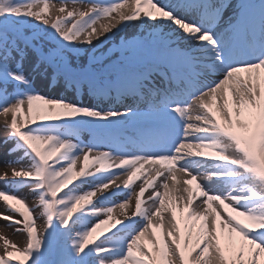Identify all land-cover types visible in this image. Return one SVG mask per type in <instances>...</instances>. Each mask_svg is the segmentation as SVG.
Listing matches in <instances>:
<instances>
[{"label": "snow or ice", "instance_id": "obj_1", "mask_svg": "<svg viewBox=\"0 0 264 264\" xmlns=\"http://www.w3.org/2000/svg\"><path fill=\"white\" fill-rule=\"evenodd\" d=\"M0 130V264H264V0H0Z\"/></svg>", "mask_w": 264, "mask_h": 264}, {"label": "rangeland", "instance_id": "obj_2", "mask_svg": "<svg viewBox=\"0 0 264 264\" xmlns=\"http://www.w3.org/2000/svg\"><path fill=\"white\" fill-rule=\"evenodd\" d=\"M24 71L26 75L33 77L36 81L38 80L44 81L45 86L40 87V89L42 90V93L45 95L52 96L51 94L48 93L49 91L54 92L55 95H58L57 92L54 90L56 89L58 85L59 87H61V89H63L62 81L58 82L57 79L54 77V75L43 67L37 68L34 63H31L30 61H26L24 64ZM70 95L71 97L73 96L74 100L76 99L75 94L71 90H70ZM81 138L86 140L88 137L85 134H81ZM3 139H4V133L2 130H0V172L4 171V162L6 160L13 159V157L7 155V150L9 147H11V145L3 144L2 143ZM17 155H19V153ZM3 187H5V184L3 181H0V188H3ZM21 192L23 195L28 196V203H29V206H31L33 203L31 194L28 192L27 189H22ZM3 212H5V205L3 204L2 201H0V213H3ZM6 223H7L6 221L0 219V235L7 236L14 242L22 243L24 240V235L14 234L13 229L5 226Z\"/></svg>", "mask_w": 264, "mask_h": 264}, {"label": "bare ground", "instance_id": "obj_3", "mask_svg": "<svg viewBox=\"0 0 264 264\" xmlns=\"http://www.w3.org/2000/svg\"><path fill=\"white\" fill-rule=\"evenodd\" d=\"M141 30H142L141 27H137V29L135 30L134 33L139 34V32H140ZM134 33H131V34H134ZM38 86H40V87L43 86V87H44V86H45V85H44V81L38 80ZM54 90L57 92L58 95L69 96V95H68L69 92H64L63 89H61V87H59V85H58V86L56 87V89H54ZM48 93L51 94L52 96L55 95V93H54V92H51V91H49ZM118 199H122V197H120V198H118Z\"/></svg>", "mask_w": 264, "mask_h": 264}]
</instances>
